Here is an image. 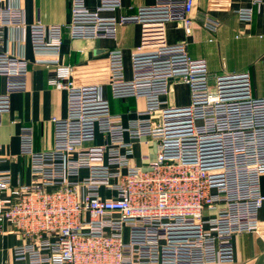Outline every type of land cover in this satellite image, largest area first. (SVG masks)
Instances as JSON below:
<instances>
[{
	"label": "built area",
	"instance_id": "1",
	"mask_svg": "<svg viewBox=\"0 0 264 264\" xmlns=\"http://www.w3.org/2000/svg\"><path fill=\"white\" fill-rule=\"evenodd\" d=\"M193 5L155 0L116 19L104 14L119 10L121 0H97L94 10L86 0H70L64 27L71 39L115 40L120 26L142 27L130 80L116 48L108 51L104 79L77 83L81 67L58 60L64 27H28L35 62L49 71L48 85L66 93V116L52 120L47 151H35L33 127L20 128L28 185L12 186L8 172L0 171V234L19 241L11 264H239L234 238L260 231L264 97L253 95L249 74L210 81L206 61L191 58L187 43H166L167 22H180L190 35ZM235 14L250 22L253 10ZM219 24L208 16L204 27L215 33ZM24 27L21 9L0 0V115L10 112L12 95L28 91V61L4 49L6 32ZM103 83L113 99L144 101L127 126L111 113ZM176 83L188 87L187 106L167 102ZM135 146L147 150L143 166L132 162Z\"/></svg>",
	"mask_w": 264,
	"mask_h": 264
},
{
	"label": "crops",
	"instance_id": "2",
	"mask_svg": "<svg viewBox=\"0 0 264 264\" xmlns=\"http://www.w3.org/2000/svg\"><path fill=\"white\" fill-rule=\"evenodd\" d=\"M154 3L155 0H121L119 10L104 16L116 19L131 16L138 8ZM11 4L21 9L25 27L6 32L4 49L28 61V91L12 95L10 112L0 115V171L8 172L12 186H24L31 182V173L29 159L20 151V128L33 127L35 151H47L53 146L52 120H62L66 116V93L48 85L49 71L41 62H35L28 27L36 22L46 27H64L70 18V0H11ZM86 5L94 10L97 0H86ZM239 9H252V20L241 21L235 14ZM208 16L220 23L215 33L204 27ZM192 17L196 25L190 35H186L180 22H167L164 26L166 43H187L191 58L206 61L210 81L220 75L249 74L253 95L264 97V2L255 5L251 0H194ZM141 35L142 27L134 23L120 26L115 40H75L64 27L58 60L62 66L81 67L76 81L89 84L104 79L108 51L118 48L123 57L124 77L130 80L131 55L139 47ZM102 89L111 113L120 116L122 125L127 126L144 110L143 100L113 99L108 85L103 83ZM4 92L5 80L0 79V94ZM167 102L173 107L187 106L188 87L173 84ZM101 142L97 135L95 144ZM143 153H147L145 148L134 147L132 162L136 166H143L140 160ZM148 154L150 159L155 158L154 146ZM259 181V190L264 196V175ZM257 217L260 222L258 234H241L234 238L235 259L239 264H264V203ZM18 244L15 235L0 234V264H11V250Z\"/></svg>",
	"mask_w": 264,
	"mask_h": 264
}]
</instances>
